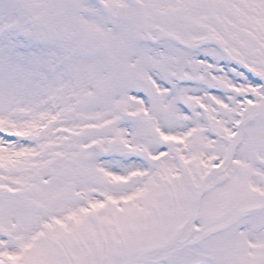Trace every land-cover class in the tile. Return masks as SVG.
<instances>
[{"label": "snow or ice", "instance_id": "snow-or-ice-1", "mask_svg": "<svg viewBox=\"0 0 264 264\" xmlns=\"http://www.w3.org/2000/svg\"><path fill=\"white\" fill-rule=\"evenodd\" d=\"M0 264H264V0H0Z\"/></svg>", "mask_w": 264, "mask_h": 264}]
</instances>
